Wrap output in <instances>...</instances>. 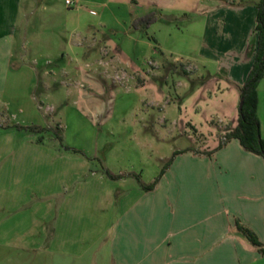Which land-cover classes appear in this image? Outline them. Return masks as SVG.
<instances>
[{
    "label": "rangeland",
    "instance_id": "374dc122",
    "mask_svg": "<svg viewBox=\"0 0 264 264\" xmlns=\"http://www.w3.org/2000/svg\"><path fill=\"white\" fill-rule=\"evenodd\" d=\"M258 1L79 0L74 10L66 0H47L21 23L26 31L23 56L35 58L38 67L53 69L57 79H53L50 99L28 77L23 85L0 92V162L6 160L10 173L24 176L23 184L19 183L23 191L41 195L34 208L26 204L19 213V198L0 199L4 204L0 264H150L141 262L145 254L162 255L169 263L193 264V247L178 234L185 224L179 221L187 209L188 198L182 196L203 179L205 166L193 159L204 154L199 150L207 149L208 136L164 126L162 105L138 94L146 78L119 65L106 42L119 47L133 38L136 43L125 52L144 70L148 61L157 59L160 44L174 50L168 56L171 60L179 58L198 68L194 60L204 46L205 26L215 10L222 4ZM75 11L96 20L108 18V29L98 27L82 37L77 31L70 33L69 22L75 27L70 16ZM152 14L157 22L140 23L137 29L135 20ZM156 37L157 49L148 52L146 44L155 45ZM151 64L158 79L162 73L170 76L171 90L174 81H189L197 74L183 66L173 74L171 69L161 70L163 66L154 60ZM67 90L73 92L68 95ZM80 91L89 96L82 98ZM16 95L19 101L13 100ZM168 95L176 102L173 92ZM168 119L172 123L177 117L171 113ZM211 124L221 125L216 120ZM34 126L40 129H30ZM228 126L218 127L223 131L217 134L220 140ZM80 161H87L88 168L81 169ZM106 170L119 178H111ZM10 185L16 189V182ZM112 190L135 192L137 196L133 194L130 200L138 205L136 225L118 233L121 239L115 245L114 224L125 211L121 205L125 199L112 209L101 198ZM51 192H56L52 199ZM155 245L160 246L159 253Z\"/></svg>",
    "mask_w": 264,
    "mask_h": 264
},
{
    "label": "crops",
    "instance_id": "0c3cea01",
    "mask_svg": "<svg viewBox=\"0 0 264 264\" xmlns=\"http://www.w3.org/2000/svg\"><path fill=\"white\" fill-rule=\"evenodd\" d=\"M116 1L130 2V0ZM46 2L47 0H0V92L2 93L6 94L12 86L23 85L28 77L31 85L40 88L45 99L53 97L52 86L55 84L53 79H57L56 72L51 68L38 67L35 65V58L27 59L22 54L24 47L22 38L26 35V31L23 32L21 23L35 15L39 7ZM133 2L135 0H132ZM256 3L258 2H254L253 5H242L235 2L231 3L233 6L230 7L222 4L217 11L215 10L205 26L204 46L197 52L194 60L198 63V68L191 63L185 64L179 58L171 60L168 56L174 55L175 52L172 48L163 47V44H160L161 48L158 51L156 45L160 42L157 37L155 45L146 44L148 52L151 48L157 49L155 52L157 59L148 61V70L141 69V66L132 61L125 52H128L126 47L136 43L133 38L130 40L128 38L125 45L119 47H115L110 40L106 42L119 65L131 72H138L139 76L146 78L145 87L139 89L138 94L154 105H162L161 111L166 116L161 120L164 126L168 127V124H171L181 128L185 133L194 130L199 135L208 136L207 149L199 150L204 154L202 157L199 154V157L193 159L197 164L205 166V169H202L203 179L197 180L196 189L182 196L183 200L188 198L185 202L187 209L183 211L179 221L180 224H185L180 226L178 234L184 235V242L193 247V264H264V255L236 227V219H240L264 243V158L246 151L238 140H232L221 150L215 151L220 144L217 134L223 132L218 131V127L229 125L235 128L239 122L240 87L246 82L253 69L257 48ZM104 6L108 8V5L104 4ZM46 9L49 11L48 8ZM75 12L77 14L70 16L73 17L75 26L72 29L69 22L70 33L77 31L82 37L84 34L96 31L98 27H109L108 18L96 20L83 17L79 11ZM112 18L115 19V16ZM139 18L141 17L137 19ZM158 52L162 55L161 59L158 58ZM26 59L30 62L26 63ZM153 60L163 66L161 70L171 69L173 74L179 73V66L185 69L191 68L197 74L195 73L194 78H189V81L182 80L178 83L174 81L175 88L171 90L169 75L162 73L158 79L157 73L151 71ZM196 78L199 80L196 81ZM170 91L177 98L176 102L168 99ZM70 93L66 91V94ZM87 94L80 91L82 98L88 97ZM13 100L19 101L18 95L14 96ZM171 113L177 119L168 123ZM258 117L264 138V78L259 85ZM213 120L220 122L221 125H212ZM209 135L213 136L209 137ZM209 152L213 154L208 156L206 153ZM5 161L0 162V199L10 196L19 198L17 213L26 207V204L34 208L35 201L41 198L40 193L34 190L29 193L23 191L24 186L20 184L25 181L24 176L10 173L7 161V166H4ZM79 165L83 170L88 168L87 161H80ZM13 182H16V189L10 185ZM133 194L137 196L135 192L112 190L101 196L107 201L104 203H108L112 209L121 204V199H125L121 204L125 211L116 217L114 224L117 229L114 245L116 240L121 239L118 233L134 227L138 221L134 215L138 205H133L134 202L130 200ZM49 195L52 199L56 196V192H51ZM30 198L33 202H30ZM49 206L53 207L52 201ZM3 207L4 204L0 203V212ZM1 215L0 223L3 221ZM176 221L177 219L173 220L174 223ZM159 248L160 246L156 247L155 253H159ZM142 261L150 264L179 263H169L168 259L165 260L158 254L155 257L145 254Z\"/></svg>",
    "mask_w": 264,
    "mask_h": 264
},
{
    "label": "trees",
    "instance_id": "16d2710c",
    "mask_svg": "<svg viewBox=\"0 0 264 264\" xmlns=\"http://www.w3.org/2000/svg\"><path fill=\"white\" fill-rule=\"evenodd\" d=\"M257 8L258 15L255 29L257 35V48L255 62L246 82L240 87L239 122L235 128L228 126L225 138L221 137L220 144L215 151L221 150L232 140H238L246 151L264 158V138L262 136L260 119L258 117L259 85L264 78V0L258 1ZM143 22H148V25L154 24L157 22V19L153 14L139 18L135 22L136 27L138 28L139 26L137 25ZM30 129L38 130L40 128L34 126ZM206 154L211 156L213 152ZM105 172L113 179L119 178L109 170ZM156 183L157 181L148 189L152 190ZM236 227L246 236L249 242L264 255V243L261 242L259 236L253 230L245 226L240 219H236Z\"/></svg>",
    "mask_w": 264,
    "mask_h": 264
},
{
    "label": "built area",
    "instance_id": "2783aa9c",
    "mask_svg": "<svg viewBox=\"0 0 264 264\" xmlns=\"http://www.w3.org/2000/svg\"><path fill=\"white\" fill-rule=\"evenodd\" d=\"M66 5L69 8L77 9L79 7V0H66Z\"/></svg>",
    "mask_w": 264,
    "mask_h": 264
}]
</instances>
